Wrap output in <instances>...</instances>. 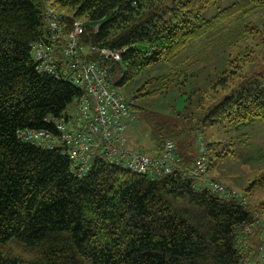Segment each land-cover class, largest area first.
Listing matches in <instances>:
<instances>
[{"label": "trees", "instance_id": "16d2710c", "mask_svg": "<svg viewBox=\"0 0 264 264\" xmlns=\"http://www.w3.org/2000/svg\"><path fill=\"white\" fill-rule=\"evenodd\" d=\"M220 1L0 0V264H264L242 234L256 223V209L198 187L190 175L200 142L210 169L213 155L227 154L217 152L221 140L204 141L203 128L264 122V69L247 73L246 63L224 69L223 99L196 111L169 113L135 104L136 98L167 94L183 83L184 71L141 77L156 64L173 65L193 43L236 45L258 36L259 25L240 21L264 9V0H236L206 18ZM47 4L64 16L69 30L77 20L86 21L82 47L122 52L110 71L112 85L120 90L134 83L125 95L132 115L140 111L149 124L152 156L163 152L167 140L176 143L173 172H132L97 152L91 168L77 175L61 148L20 137L27 129L57 134L54 121L86 94L68 75L37 68L32 45L51 42ZM60 49L55 55L63 68L67 61ZM86 58L110 65L97 52Z\"/></svg>", "mask_w": 264, "mask_h": 264}, {"label": "built area", "instance_id": "2783aa9c", "mask_svg": "<svg viewBox=\"0 0 264 264\" xmlns=\"http://www.w3.org/2000/svg\"><path fill=\"white\" fill-rule=\"evenodd\" d=\"M45 15L51 42L49 45H32L38 70L56 77L68 75L69 79L85 89L86 94L74 109L54 121L57 134L49 130L27 129L22 130L20 137L44 148H61L71 159V170L77 175H83L91 168L93 155L97 152L111 163L124 165L132 172L152 176L173 172L179 162L173 140L166 141L159 156L149 155L129 145L127 131L133 120L130 103L123 92L113 87L110 73L120 62L122 52L95 45L84 48L80 44L86 30L84 20H77L73 29L69 30L64 16L49 4L46 5ZM97 28L98 25L95 26ZM58 48H61L67 61L63 68L55 55ZM94 52L102 54L110 65L101 66L99 62L86 58ZM199 148L200 155L190 171V175L198 180V187L208 188L225 197H240L222 182L209 178L210 160L204 142H200ZM241 200L245 202V199ZM255 228V225L247 226L242 234H252ZM258 254L264 261V243Z\"/></svg>", "mask_w": 264, "mask_h": 264}, {"label": "rangeland", "instance_id": "374dc122", "mask_svg": "<svg viewBox=\"0 0 264 264\" xmlns=\"http://www.w3.org/2000/svg\"><path fill=\"white\" fill-rule=\"evenodd\" d=\"M235 1L222 0L211 6L204 16L208 19L212 18L221 9ZM244 22L249 23L250 27L255 24L259 25L263 31L260 30L257 32L258 36L252 37L243 44L241 42L236 45L221 46L219 40L211 44L208 40L197 41L173 65L156 64L150 68V71L142 75V80L146 81L149 76L157 77L173 71H184L186 77L183 78V83L172 87L167 94L156 93L136 98L135 104L149 110L169 113H174L176 109H186V107L188 108L187 112L196 111L202 105L207 106L213 101L218 102L223 99L226 92L222 89L224 84L219 82V76L224 69H233L235 64L246 63L247 73L263 70L264 9L241 19L240 24ZM159 84V82L156 83V85ZM141 85L140 83L137 86ZM132 86L134 83H130L128 87H122L120 90L129 96L128 89ZM245 135L247 138L243 137ZM128 136L129 145L149 154H155L152 148L149 124L144 120L140 111L134 114L132 124L128 129ZM202 138L206 143L212 142L213 139L223 142L217 148V152H226L227 154L212 156L209 178L222 182L228 188L235 190L240 194L238 198L245 199L250 206L256 209V223L253 224L256 228L252 234L247 235L248 241L245 243L250 248L259 249L264 243L261 236L262 234L264 239V122L260 121L240 129H219L206 126L203 128ZM197 142L198 140L195 143ZM232 143H234L233 146L228 145ZM232 148L234 153H228V149Z\"/></svg>", "mask_w": 264, "mask_h": 264}, {"label": "crops", "instance_id": "0c3cea01", "mask_svg": "<svg viewBox=\"0 0 264 264\" xmlns=\"http://www.w3.org/2000/svg\"><path fill=\"white\" fill-rule=\"evenodd\" d=\"M85 51H86V50H85ZM128 137H129V136H128ZM129 142H130V141H129ZM130 146L134 148V146H133V145H131V144H130Z\"/></svg>", "mask_w": 264, "mask_h": 264}]
</instances>
